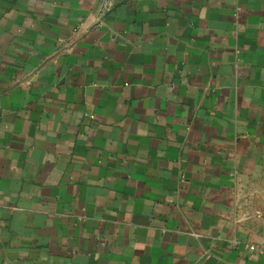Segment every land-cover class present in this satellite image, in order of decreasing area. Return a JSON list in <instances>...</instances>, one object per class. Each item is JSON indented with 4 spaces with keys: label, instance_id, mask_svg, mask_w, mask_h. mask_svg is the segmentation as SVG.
Here are the masks:
<instances>
[{
    "label": "crops",
    "instance_id": "0c3cea01",
    "mask_svg": "<svg viewBox=\"0 0 264 264\" xmlns=\"http://www.w3.org/2000/svg\"><path fill=\"white\" fill-rule=\"evenodd\" d=\"M0 0V264H264V0Z\"/></svg>",
    "mask_w": 264,
    "mask_h": 264
},
{
    "label": "built area",
    "instance_id": "2783aa9c",
    "mask_svg": "<svg viewBox=\"0 0 264 264\" xmlns=\"http://www.w3.org/2000/svg\"><path fill=\"white\" fill-rule=\"evenodd\" d=\"M120 1L122 0H103L101 3V15H106Z\"/></svg>",
    "mask_w": 264,
    "mask_h": 264
}]
</instances>
